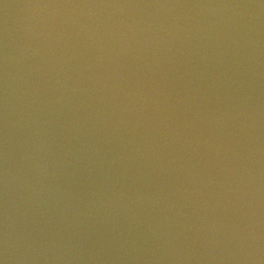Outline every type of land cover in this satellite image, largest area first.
<instances>
[{
  "label": "water",
  "instance_id": "water-1",
  "mask_svg": "<svg viewBox=\"0 0 264 264\" xmlns=\"http://www.w3.org/2000/svg\"><path fill=\"white\" fill-rule=\"evenodd\" d=\"M0 264H264V0H0Z\"/></svg>",
  "mask_w": 264,
  "mask_h": 264
}]
</instances>
